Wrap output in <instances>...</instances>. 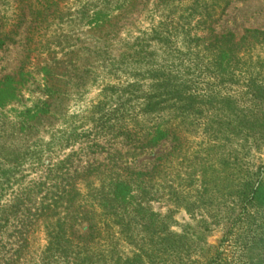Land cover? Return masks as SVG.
Wrapping results in <instances>:
<instances>
[{"label":"trees","instance_id":"trees-1","mask_svg":"<svg viewBox=\"0 0 264 264\" xmlns=\"http://www.w3.org/2000/svg\"><path fill=\"white\" fill-rule=\"evenodd\" d=\"M156 1L157 6L165 8L171 3L177 14L158 19L115 56L109 54L107 46L98 52L102 72L126 81L109 88L117 93V109L101 116V130L123 141L125 150L118 153L119 159L139 158L169 140L172 150H179L180 126L196 121L192 124L203 128L209 148L211 145V158L205 163L212 161L214 165L215 195L233 197L240 210L233 225L252 210L264 214V166L241 184L233 185L235 169L230 170L231 155L226 153L227 144L240 137L256 148L262 147L260 141L264 143V72L252 74V58H248L244 71L241 65L246 61L241 51L248 40L264 42V33L247 30L238 42L230 33L211 37V25L223 15L230 0ZM63 2L9 0L6 15L0 19V51L13 42L23 24L38 30L49 21L74 16L73 8ZM80 3L84 27L96 31L116 29L117 18L135 8L137 0ZM192 21L193 28L202 27V33L207 32V39L191 35ZM106 38L108 35L98 41ZM181 51L192 58L187 66L182 57L176 64H167V54L182 55ZM158 52L162 55L160 62L155 60ZM41 72L42 96L30 108L12 109L21 103L22 89L29 83L30 74L24 73V67L0 79V112L6 115L2 126L9 139L38 134L42 122L59 116L54 104L62 102V94L51 85L48 66ZM245 74L243 97L236 101L228 96L227 88L239 81L237 75ZM194 77L207 79L202 92ZM80 138V134L56 127L50 134L45 161L35 154L29 160L28 154L9 153L0 146V264H14L22 258L30 238L37 233L43 234L45 242L37 264H223L220 253L200 261L207 248L201 234L186 230L188 227L174 233L168 218L151 209L149 184L158 166L137 171L130 164L121 162L118 166L112 157L78 167V157L86 149ZM92 148L98 149L94 152L97 156L104 150L100 145ZM66 150L69 152L64 154ZM159 161L162 158L155 160ZM207 170L205 167L201 173L203 186L210 183ZM229 170L231 184L225 194L222 185ZM6 248L11 252L4 254ZM262 261L264 264V257Z\"/></svg>","mask_w":264,"mask_h":264},{"label":"rangeland","instance_id":"rangeland-1","mask_svg":"<svg viewBox=\"0 0 264 264\" xmlns=\"http://www.w3.org/2000/svg\"><path fill=\"white\" fill-rule=\"evenodd\" d=\"M8 1L0 0V19L6 15L5 7ZM64 1V4H69V8H73L76 13L74 16H64L62 21H49L38 30L29 28V23L23 24L16 31L13 42L0 51V79L17 74L21 67H24V73L30 74L29 83L22 89L21 103L12 109L30 108L41 98L44 85L41 69L48 66L51 85L62 94V102L54 104V110L59 116L42 122L38 127V134L9 139L8 133L4 131L6 129L2 126L6 115L4 111L0 112V146L9 153L28 154L29 160H33L35 154L45 161L50 134L54 133L56 127L61 126L82 136L79 142H83L86 149L78 157V167H84L88 163L98 164L112 157L118 161V166L121 162L130 164L137 171H150L156 165L158 171L149 184L152 194L150 207L154 212L168 218L174 233H180L188 227L186 230L201 234L199 237L207 248L203 249V255L199 256L200 261L203 262V257L211 258L220 253L223 264H262L264 235L261 234L264 233V214L252 210L242 222L233 225L240 210L235 206L233 197L221 198L215 195L217 189L212 173L214 165L212 161L205 163L206 158H211V145L209 148L210 143L202 131L203 128L192 124L196 121H187L180 126L182 145L179 150L173 151V143L169 140L139 158L122 156L123 158L119 159L121 155L118 153L124 154L125 150L123 141L114 140L111 133L107 134L100 128L101 116L117 109V93L114 94L109 88L122 86L126 81L123 77H107L105 72H102L98 52L107 46L109 54L115 56L126 43L131 45L133 39L139 38V35L155 25L158 19L177 14L171 3L166 4L165 8L157 6L158 1L137 0L135 8L126 16L117 18L120 20L116 29L108 27L89 31L84 27V17L79 12L82 9L80 2L90 0ZM194 21L190 24L191 35L207 39L209 35L207 32L202 33V27L193 28ZM211 30L214 32L211 37L230 33L235 37V42H238L247 30L264 33V0H230V5L219 20L211 25ZM105 35H108V38L104 39L105 43L98 41ZM245 48L241 51V57L247 62L241 63L242 71L248 68V58H252V74L258 75L259 70L264 72V42L250 39ZM185 53L187 52L181 51L182 55L167 54L165 60H168L167 64H176L178 60L183 59L182 61H186L184 65L187 66L192 58ZM157 54L155 60L160 62L158 60H162V55L160 52ZM238 75L236 78L239 81L230 83L227 88L228 96L236 98V101L243 97L242 85L247 78L246 74L244 77ZM194 79L199 84V92H202L207 79ZM232 142L227 144L226 153L231 155L228 162L230 170L235 169L232 173L235 185L241 184L247 176L253 175L264 166V143L260 141L262 147L256 148L251 141L246 142L241 137ZM96 145L104 148L98 156L94 154L98 149H89ZM68 152L69 150H66L64 154ZM158 158H162V161L155 162ZM205 167L210 174L208 186L200 183ZM230 170L226 173L227 182L222 185L225 194L231 184V175L228 176L231 174ZM44 245L42 233L32 236L29 248L14 264H37ZM249 246L253 247L250 251L246 248ZM3 252H8V248Z\"/></svg>","mask_w":264,"mask_h":264}]
</instances>
